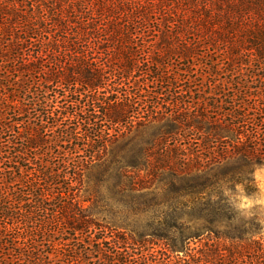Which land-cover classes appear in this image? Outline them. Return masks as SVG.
Returning a JSON list of instances; mask_svg holds the SVG:
<instances>
[{
  "label": "trees",
  "instance_id": "trees-1",
  "mask_svg": "<svg viewBox=\"0 0 264 264\" xmlns=\"http://www.w3.org/2000/svg\"><path fill=\"white\" fill-rule=\"evenodd\" d=\"M262 168L264 0H0V264L259 250Z\"/></svg>",
  "mask_w": 264,
  "mask_h": 264
},
{
  "label": "rangeland",
  "instance_id": "rangeland-1",
  "mask_svg": "<svg viewBox=\"0 0 264 264\" xmlns=\"http://www.w3.org/2000/svg\"><path fill=\"white\" fill-rule=\"evenodd\" d=\"M151 36L152 42L155 43L158 41L157 39L159 38L157 33H153ZM206 81L208 82L209 80ZM254 179L258 194L252 197H247L242 193H239V197H237V210L240 216L246 221L254 216H257L262 220V234L251 238L253 242L256 243L255 245L259 247V250L253 249L248 251V253L242 252V255H238L234 253L235 242L224 239H213L207 243V240L203 239L195 246L200 250L204 248L207 243V245H211L212 251L209 252L210 257L207 259H202L198 255L195 256V261H197L198 264H203L202 262L204 260L207 261L208 264H264V168L255 172ZM163 204H165L164 196ZM197 252L198 251H196V253Z\"/></svg>",
  "mask_w": 264,
  "mask_h": 264
}]
</instances>
